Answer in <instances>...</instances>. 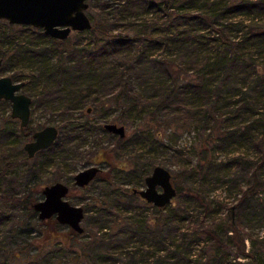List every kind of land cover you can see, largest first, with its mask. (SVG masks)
<instances>
[{
    "label": "trees",
    "instance_id": "trees-1",
    "mask_svg": "<svg viewBox=\"0 0 264 264\" xmlns=\"http://www.w3.org/2000/svg\"><path fill=\"white\" fill-rule=\"evenodd\" d=\"M91 3L96 5L88 0V7ZM99 9L97 18L87 13L94 19L87 28L91 36L88 41L77 37L66 45L64 38L38 29L31 38L32 45L22 47L13 44L17 40L12 30L1 28L0 68L5 67L11 52L27 55L30 51L28 57L37 68L34 80L42 82L34 102L63 113L86 102H97L100 94L96 92H103L106 84L116 89L113 103L121 104L120 99H124L121 117H129L130 110L139 105L149 115L148 125L158 127L153 145L160 140L158 147L173 149L169 157L181 165L185 184L175 186L177 205L155 206L143 199L156 215L151 219L135 214L125 217L110 212V194L98 197L101 203L96 198L95 203L102 208H94L98 216L89 218L94 230L100 232L115 221H123L124 246L135 236L141 242L123 249L114 241L109 248L95 250L96 243L105 245L115 232L105 230L86 243L78 241L81 233L68 225L63 232L47 227L44 232L39 224L50 219L57 227L63 225L54 217L42 220L36 216L32 203L38 197L32 187L21 195H0L29 215L19 218L16 225L0 219L5 225L2 236L8 239L2 244L0 237V264H121L116 261L123 258L122 264H264V235H251L253 226L264 227V201L260 207L249 205L250 197L264 191V0H103ZM7 24L11 27L14 23ZM134 41L141 44L137 49L133 48ZM157 41L170 43L168 56L153 54ZM50 53L56 55V61L51 60ZM12 78L21 80L16 75ZM130 78L139 82L140 89H133ZM57 127L54 142L29 157L20 147L30 132L29 125L0 126L2 154L12 149L16 155L21 154L0 163L3 172L20 170L36 179L50 164L60 170L62 160L66 169L75 168L82 150L68 143L86 133L92 124L88 120L78 123L67 116ZM186 128L193 129L197 138L191 143V154L182 158V151L163 144L159 135L164 130ZM112 135L116 143L126 136ZM215 152L225 158L217 159ZM135 164L126 170L125 178L141 182L149 167L145 166L146 171L142 168L141 173L132 172L135 167L140 170ZM218 185L225 186L235 198L220 202L226 207L224 215H219V208L209 197ZM135 194L132 187L128 197ZM130 198L127 201L125 196L124 201L128 204ZM118 201L123 202L120 196ZM118 205L117 201L112 204ZM165 207H170L168 214L163 212ZM201 212L205 218L199 216ZM106 219L112 220L110 224ZM36 233L43 235L45 242L33 246ZM246 237L249 249L245 248ZM55 238L64 240L65 247L47 248ZM194 243L199 248L192 256Z\"/></svg>",
    "mask_w": 264,
    "mask_h": 264
},
{
    "label": "rangeland",
    "instance_id": "rangeland-1",
    "mask_svg": "<svg viewBox=\"0 0 264 264\" xmlns=\"http://www.w3.org/2000/svg\"><path fill=\"white\" fill-rule=\"evenodd\" d=\"M96 5L92 6L89 5V7L86 8V12L90 15L93 13L94 17H98L100 15V7L103 2V0H93ZM5 19V18H4ZM94 20L93 18H91ZM8 21L2 20L0 21V29H7L12 30V32L16 35L17 42L13 43L20 44L22 47L31 46L32 41L31 38L37 34L36 30L42 29V28H35L36 26L30 25V26H23V24L19 25L18 23H14L11 27H8ZM124 22V21H123ZM28 25V24H27ZM34 29V30H33ZM77 37L82 38L84 41L91 40L90 31L86 30H72L70 31L69 35L62 39L64 40V44H70L72 43ZM13 42V41H12ZM11 44L7 43V45ZM141 44L138 41H134L133 48H138ZM170 48V43L168 41H162L156 43L155 46L152 48L153 54L156 55V57H166L168 56V49ZM14 52V51H13ZM11 52V55H9V59L7 63L5 64V67L0 68V75L7 74L10 76L16 75L17 78L24 80V85L21 87V91H24L28 95L31 96L32 100L30 103L31 106V112L30 117L28 121L29 125V134L24 137V139L20 143V147L22 148L23 143L28 140L30 137V134L33 130L43 127L47 124H54L56 126L64 123V120L67 116L70 118L76 120L78 123H81L83 121L88 120L90 124H92V127L87 130L86 133L81 134L80 137H77L75 139L70 140L68 143L72 146H77V150H82V157L81 160L76 164L75 168L73 169H66L64 166L63 160L61 161L62 166L59 168L60 170L56 169L53 165H48L42 172L36 176V179L31 178L29 175H26L25 172L20 173V170H16L17 167L13 170H16L15 172H3L2 168L0 167V195H21L25 192L27 188L32 187L33 194L39 198L42 197L41 188L43 185L60 180L63 182H66L70 185H73L72 182V176L73 174L88 165L94 164L99 162V164L106 168V164L104 162H101V159L107 158L108 161H111V164L114 166L111 174V178L109 181H105L103 179H94L91 183L84 187L79 188H72L71 192L66 195V198L73 204H79L84 207V217L82 218L81 224L84 227V231L81 232L79 236L76 237L78 241L81 242H88L92 240V237H95L96 235H99L98 233H101L105 230L113 233V236L108 237L106 244L102 246L103 242L96 243L95 250H99L100 248H109L111 245V242H120L121 244L117 245V248H127L128 246H135L136 244L141 242V238L139 239V236H135L134 239H129L128 245L124 246V223L123 221H115V223H119L118 225L114 226L115 223L106 226L102 231L97 232V230H94V227H92L89 218L91 215L94 214L93 209L98 208L100 205L95 203L96 198L99 199L105 197L106 194H110L111 197H113V203H109L110 205V212L111 213H120L123 214V216H127L130 214H135V216H145L146 218H152L156 215V212L152 207L145 206L144 200L140 198L137 194H135L134 197L130 198L128 197V194H131L132 187H142L144 186L143 181H135L134 180H126L125 178V172L127 169H129L132 165H134L136 162L140 165V170L136 169V167L133 169L140 173L142 172V168L145 169V166L149 167L147 170V173L150 172L152 167L155 164H161L165 167H167L172 176V182L175 186L178 184L181 185V187L185 184L184 179L180 172L182 171L180 163H174L170 159V153L173 149L166 147L163 149L160 146L158 147L157 142H160V140H156V144L153 145L154 141H152V137L156 135L158 127H151V125H148V118L149 115L145 114L146 112L143 109H140L139 105H136L135 108L130 110L129 117H121V110L124 105V99L122 100L121 104H115V99L112 98L114 96L115 88L111 87V84H106L105 89H103V92L97 91V94H100L99 99L95 103L86 102L82 106L77 105L73 108H71L69 111L63 113L59 109H51L48 108V105H44L39 103L38 101L34 100L39 96L36 94L39 91V88L41 86V81H35L34 79L37 78V68L35 61L33 58L28 57V54H30V51L26 52L27 55H16ZM52 55V53H50ZM67 55V53H66ZM163 56V57H162ZM51 60L56 61L57 57L55 54L51 56ZM131 79V83H133V89L138 90L140 89V84L137 80ZM0 126H7V127H13L19 124V120L17 118H13L10 115V102L6 99L0 98ZM90 105L92 106L90 111L86 110V106ZM104 122H114L117 124H124L125 131H126V140L125 138L121 140L120 143H116L115 137L112 135L113 133L107 132L103 129V123ZM160 130V129H159ZM137 135H135L136 133ZM162 136L159 135L160 138H162L163 144H171L172 146H176L178 149L182 151V158H186L191 154L192 145L191 143L194 142V140L197 138L196 133L193 129L186 128L184 130H178V132H171L170 130H164L161 132ZM170 135V136H169ZM115 136H117L115 134ZM134 136L133 141H131V137ZM169 136V137H168ZM124 151L120 150L121 145H124ZM156 146V147H155ZM110 148L111 152L109 154L106 153V150ZM23 149V148H22ZM162 149V150H161ZM126 150V151H125ZM7 153L5 155L2 154L0 150V163L3 164V162L6 160H12L17 158V156H21V154L16 155V151L14 149L7 150ZM127 152V153H126ZM24 156V154L22 155ZM170 156V157H169ZM214 156H216L217 159L222 158L224 159L225 156L223 153L215 152ZM71 162H74L73 159H71ZM144 167H142V166ZM136 166V164H135ZM121 167H124L125 170L121 169ZM146 171V169H145ZM160 189V187H158ZM120 196V200L118 201V197ZM130 198L129 202L126 203L124 201V197ZM209 197L212 199L214 206H217L219 209V215H224L226 211V207L222 206L220 204L221 201H234L235 198H233V194H229V191L225 186L218 185L213 189V191H210ZM5 198V197H4ZM260 199V201H259ZM107 200V199H106ZM178 200L177 196H174L171 199V203L173 205H177L175 202ZM118 202V208L117 206H112V204H115V202ZM249 205L255 203L254 205L257 207L261 206V203L264 201V191L252 196V198H249ZM258 201V202H257ZM97 202L101 203V200H97ZM261 202V203H260ZM108 203V201H107ZM124 204H126V208L124 207ZM87 206V208H86ZM102 208V206H100ZM173 208V207H172ZM172 210V209H171ZM182 210V209H180ZM198 209H195L196 212ZM113 211V212H112ZM173 211V210H172ZM171 211V212H172ZM163 212L167 213L170 212V207L163 208ZM36 213V212H35ZM203 215V216H202ZM7 216L12 217L10 221H8ZM28 213H23L20 211L19 207L12 205L9 201H3L0 198V219H4L5 222H7L10 225H16L18 222L17 220L20 219H27ZM37 216V213H36ZM92 216V217H93ZM98 216V215H95ZM118 216V215H117ZM200 217H204L205 214L201 212L199 214ZM106 217V216H105ZM104 217V218H105ZM205 218V217H204ZM99 219H103L102 217H99ZM208 219V217L206 218ZM107 224H110L112 220L106 219ZM55 220L50 219L49 221H46L45 224H39L40 227L45 229L46 227L53 231H66L68 230V226L66 224H62L63 226H55L54 224ZM186 222V221H185ZM171 229L173 231L175 222H172ZM187 224V223H183ZM16 226H13L15 228ZM60 228L61 230H58ZM5 229V225L3 221L0 222V237L3 239L1 243H6L8 239L6 237L2 236L3 231ZM251 235L253 237H262L264 235V227H258L253 226L251 229ZM123 231V235L121 236V232ZM35 239L32 240V245L37 246L39 245V242H45V237L39 233ZM44 234V233H43ZM120 234V235H119ZM5 235V234H4ZM45 235V234H44ZM118 235V236H117ZM97 240H99L100 236H97ZM64 240H60L59 238L53 239L52 242L48 243L47 248L51 247H65L63 246ZM201 244V243H199ZM251 246L250 240L248 237L245 238V248L249 249ZM1 247V246H0ZM4 247V246H2ZM73 248V246L71 247ZM134 248V247H133ZM192 248V256H194L197 253V250L199 248V245L197 243H194ZM235 249V248H233ZM116 253V252H115ZM118 254V253H117ZM233 256V255H231ZM124 262V258L117 260V263Z\"/></svg>",
    "mask_w": 264,
    "mask_h": 264
},
{
    "label": "water",
    "instance_id": "water-1",
    "mask_svg": "<svg viewBox=\"0 0 264 264\" xmlns=\"http://www.w3.org/2000/svg\"><path fill=\"white\" fill-rule=\"evenodd\" d=\"M88 0H0V18L8 22L29 24L41 27L46 34L57 38H65L72 30H84L91 27L92 21L86 12ZM2 58L0 57V67ZM24 80H14L7 74L0 75V98L10 102V115L19 119V125L24 127L30 117L31 96L21 91ZM90 107L87 106V110ZM104 126L120 136L126 134L123 124L105 122ZM58 135V127L47 124L32 132V138L23 143V148L29 157L39 149L54 142ZM99 167L89 165L76 171L73 183L83 186L87 184ZM160 187V189L158 188ZM69 186L63 181L56 180L42 186V197L32 203L39 219L52 216L76 232H83L81 224L84 217V207L71 203L66 195ZM143 199L155 206H163L176 195V187L172 182L170 170L155 164L144 177V186L133 187Z\"/></svg>",
    "mask_w": 264,
    "mask_h": 264
},
{
    "label": "flooded vegetation",
    "instance_id": "flooded-vegetation-1",
    "mask_svg": "<svg viewBox=\"0 0 264 264\" xmlns=\"http://www.w3.org/2000/svg\"><path fill=\"white\" fill-rule=\"evenodd\" d=\"M90 107V109L89 110H87V107H86V110L87 111H90L91 110V108H92V106H89ZM14 118V117H13ZM18 119V118H17ZM19 120V119H18ZM105 123V122H104ZM104 123H103V129L104 130H106L107 132H110V133H113V134H116V135H118L119 137H121V138H123L124 137V135L123 136H120L119 135V133H115V132H112V131H110V130H108L105 126H104ZM117 124V123H116ZM120 124H122V123H120ZM124 125V124H123ZM36 130V129H35ZM34 131V130H33ZM32 131V132H33ZM32 132H31V134H30V137L32 138ZM31 138H29V139H31ZM28 139V140H29ZM107 153V152H106ZM107 154H109V153H107ZM101 162H104L105 164H106V168H103L100 164H99V162H97V163H94V164H91V165H96V166H98L99 167V170L96 172V174L93 176V178L87 183V184H85V185H83V186H79V185H75L74 183H73V186H74V188H79V187H84V186H86V185H88L89 183H91L94 179H105L106 181H109V179L111 178V174H112V170L114 169L113 167V165L111 164V161H108V159L107 158H104V159H101L100 160ZM89 166V165H88ZM78 171V170H77ZM151 171V170H150ZM149 173V172H148ZM147 173V174H148ZM74 175V174H73ZM146 175V174H145ZM145 177V176H144ZM144 177H143V182H144ZM72 182H73V176H72ZM66 183V182H65ZM66 184H68V183H66ZM68 186H69V190H70V187H71V185L70 184H68ZM68 190V193L69 192H71V191H69ZM67 193V194H68ZM136 193V192H135ZM140 198H142L138 193H136ZM143 199V198H142ZM145 200V199H144ZM146 201V200H145ZM148 202V201H147ZM149 203H151V202H149ZM154 205V204H153ZM85 212V211H84ZM52 217H54V216H52Z\"/></svg>",
    "mask_w": 264,
    "mask_h": 264
}]
</instances>
